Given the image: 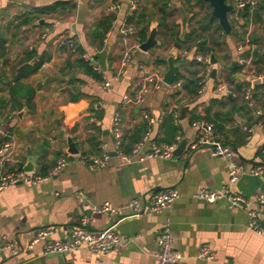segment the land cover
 Here are the masks:
<instances>
[{"label": "crops", "instance_id": "0c3cea01", "mask_svg": "<svg viewBox=\"0 0 264 264\" xmlns=\"http://www.w3.org/2000/svg\"><path fill=\"white\" fill-rule=\"evenodd\" d=\"M137 1L0 0V33L7 38L6 54L0 59V144H6L9 151L5 165L10 170H21L18 162L31 158L35 172L45 175L61 156L69 155L67 166L43 183L23 182L0 190V238L5 236L25 246L36 229L49 227L53 230V238L67 239L83 214L90 217L89 228H113L121 237V244L106 255L85 248L45 254L44 244L39 242L16 257L0 253V264H156V238L167 217L173 233V249L181 255L177 264H264V237L248 229L243 209L229 208L221 200L208 203L193 196L200 188L220 189L223 186L247 198L254 194L264 195V178L248 173L260 160L264 146V124L258 119L264 115V90H255L256 86L264 85V68L257 72V64L251 62L252 55L242 57L246 42L237 31L242 29L241 15L229 12L231 31L226 33L222 28L220 31L224 54L229 57L210 63L203 91L189 96L177 84L162 83L154 87L143 80L141 66L156 70L162 76L166 71L167 64H153L155 57L167 60L168 56L174 58L179 54L185 58L194 56L191 51L176 48L175 42L160 47L158 33L156 47L147 52L135 49L130 60L122 65L124 50L139 44L131 34L124 42L121 32ZM55 2L68 4L45 14L30 12L32 8ZM114 4L118 5L115 10L112 9ZM169 7L176 10L173 18L182 32L190 17V13L186 14L189 4L185 0H170ZM148 8L151 10L147 17V35L150 27L153 24L157 27L158 23V13ZM107 15H112L113 19L103 38L102 49H106V70L103 71L95 57L102 49L96 46L98 39L93 37L92 28ZM25 17L31 20L15 27V23ZM183 17H187L185 26L182 25ZM262 17L264 19V13ZM213 20L219 25L218 19ZM263 25L264 20L261 25L251 22L246 26L247 32H254L262 42L260 53H264ZM66 39L80 45L83 55L90 57L84 59L94 67L100 66L103 77L111 80L110 90L102 87V81L78 69L66 68L62 72L65 61L75 58ZM27 51L35 52L28 63L42 59V64L24 80L34 88L33 107L24 104L19 109L12 102L3 101L9 98L5 81L11 79L15 68L24 62ZM227 61L240 65V70L231 77L246 83L244 88L250 89L253 107L236 108L241 103L240 94L220 78L225 73L222 67ZM178 66L179 71L186 74L185 68ZM212 68H216L215 78L210 77ZM214 79H220L221 83L215 86ZM143 85L147 86V91L137 101L135 96ZM256 93L257 97H253ZM74 95L78 96L72 100ZM124 95L132 101L124 103ZM224 96L236 100L220 104ZM183 107L186 109L181 116ZM115 110L120 112L121 144L130 131L147 123L143 136H147L148 142L175 143L177 147L186 140L183 152L169 160L142 159L131 156L132 148L124 153L121 146L123 153L130 156L129 160L119 163L111 154L114 152L111 128ZM255 110L261 113L258 115ZM254 120L253 125L247 124ZM199 121L215 123L222 143L232 149V158L243 164L244 172L235 182L228 181V159L211 155L207 147L190 148L198 133ZM68 136L75 143L78 154L67 153ZM124 144L128 145L127 140ZM148 148V143L144 144L143 151ZM104 152L109 159L102 167L92 168L82 161L84 156L100 157ZM40 166L48 171L42 174ZM169 188L178 192L170 211L145 212L139 216L127 206L131 199H136L141 209L149 208L152 194ZM104 203L120 208L118 214L98 213L96 207ZM250 207L259 209L256 201H252ZM260 217L264 224V208ZM203 245L214 252L215 260L197 257Z\"/></svg>", "mask_w": 264, "mask_h": 264}, {"label": "built area", "instance_id": "2783aa9c", "mask_svg": "<svg viewBox=\"0 0 264 264\" xmlns=\"http://www.w3.org/2000/svg\"><path fill=\"white\" fill-rule=\"evenodd\" d=\"M235 5V7L241 10L246 6L254 7L260 0H227ZM135 5L132 6L131 10L136 9ZM118 8L117 4L112 6L115 10ZM251 23V22H250ZM135 30L132 26L124 25L121 29L123 34V41H128V35L133 33ZM240 33L242 29H237ZM249 41V33L244 34V42ZM65 43L67 45L71 44V41L66 39ZM135 49H138V45L135 47H127L122 54V65H124L132 57ZM241 47H238L240 50ZM84 58L90 59L87 55H83ZM194 59L207 64V73L201 80V86L198 93L202 92L205 85L204 80L209 74L210 66V55H200L194 56ZM96 69H100V66H96ZM141 73L143 75V80L147 83H151L154 87H158L162 84V75L156 70L147 68L146 66H141ZM250 74L249 76H252ZM111 80L107 77H103L102 87L105 90H110ZM180 86V83H177ZM147 91V86L143 85L141 91L135 96V100L140 101L142 99V94ZM244 100L248 106L253 107V100L251 98L250 89L247 88L243 95ZM124 103L132 101L130 97L124 95L122 98ZM256 114H260V110H255ZM176 117V115H175ZM199 130L196 135L195 140L191 143L190 148L196 149L199 147H207L213 156H220L228 159V181L229 183L235 182L240 174L244 172V166L242 163L234 160L232 149L222 143L220 133L215 129L214 124L211 122L199 121ZM244 129H247L245 126ZM112 135L114 152L119 163L122 161L129 160L130 155L123 153L121 149V119L119 110H115L112 116ZM148 143V150L143 151L144 144ZM176 148L175 143H164L147 141V136H143L137 143H135L131 149V156H138L139 158H150L159 157L164 160L172 159L174 156V150ZM9 155L6 144H0V190L16 185L18 183L29 182L32 184H41L46 181L51 176L58 173L68 164V156H61L56 163L50 168V170L45 175L37 174L35 171H23V170H10L5 165V159ZM109 159L107 153H103L100 157L95 156H84L82 161L87 162L90 167L98 168L104 166ZM248 173L255 177L264 178V146L261 147V157L260 160L253 165ZM193 196L199 200L213 203L216 201H224L229 208L243 209L247 214V227L248 229L254 231L257 234L263 235L264 237V224L261 221L260 213L264 208V195L254 194L250 198H247L241 194L232 192L228 186H223L220 189H210V188H200ZM178 198V192L174 188H169L166 190L154 192L151 196L152 205L149 208L141 209L139 202L136 199H131L127 206H130L137 215H143V213H152L158 211H170L173 202ZM256 201L258 203L259 209H253L250 207V203ZM120 208H115L109 203H104L96 207L98 213H108L111 215H117ZM90 217L83 214L78 221V224L73 227L70 231V236L67 239L53 238V230L49 227L39 228L34 231L31 239L28 243L23 246L16 240H10L5 236L0 238V253H7L12 257H16L25 249H31L36 243L43 242V252L45 254H61L68 253L77 248H85L92 252L99 253L101 255H106L111 251L112 248L121 244L120 235L113 229L107 228L104 230H93L88 227V222ZM156 242L158 245V250L154 253L156 264H177L181 255L178 251L173 249V233L170 226V220L167 217L164 221L161 232L157 235ZM197 257L206 261L215 260L214 252L207 246H200L197 252Z\"/></svg>", "mask_w": 264, "mask_h": 264}, {"label": "trees", "instance_id": "16d2710c", "mask_svg": "<svg viewBox=\"0 0 264 264\" xmlns=\"http://www.w3.org/2000/svg\"><path fill=\"white\" fill-rule=\"evenodd\" d=\"M170 0H139V4L136 9L132 10L130 14L126 17V24L128 26H132L134 28V32L131 33L132 36L136 39L138 43L143 42L147 37V17H148V7L153 8L154 11L158 13V23H157V32L160 34L161 44L164 46L165 43L175 42L180 45V50L191 51L195 56L197 54L200 55H213L216 62L219 59L229 57L227 54H224L223 43L221 41L222 35L220 31H222L221 27L218 24H215V20H210L211 9L207 3H199L197 0H185L190 9L186 11L190 13V17L187 23L185 30L181 32L180 24L176 22L174 19V14L176 13L175 9H171L169 7ZM192 2V3H190ZM68 2H55L51 5L43 6V7H35L30 10L31 13H39L45 14L49 12H53L57 10L59 7H63L67 5ZM193 6L198 7L199 9H206V12L199 16L198 11L191 8ZM264 13V0L257 3L254 7L246 6L242 9L241 19L243 23L240 25L242 27L240 37L243 38L244 34L247 32L246 26L250 22L258 23L261 25L263 23V15ZM113 19L112 15L104 16L93 28L92 35L94 38L98 39V43L96 44L98 49H102L104 47L103 38L108 30L111 28V21ZM31 20L29 17H25L24 19L15 23V27L22 26L27 24ZM218 33V34H217ZM180 36H183L184 39L180 40ZM198 41H202L200 45H197ZM6 42L7 38L0 33V59L3 58L6 54ZM68 48L71 53L75 54V58L73 60L67 59L65 61V67L62 69V72L65 71L66 68L70 70H80L84 74L92 77L94 80L102 81L103 74L101 71L96 69L92 63L88 60L84 59L83 53L84 49L76 44L72 43ZM262 42L256 38L254 32L249 34V41L244 44L246 48L244 53L242 54L243 58H249L252 55V64H257L255 70L261 71L264 68V53L258 52L261 48ZM223 53V54H222ZM192 55V56H193ZM35 56V52L27 51L24 55V62L17 68H15V73L11 77V79H7L5 81L8 86V94L9 98L5 99V103L12 102V105H16L19 109L22 105H26L29 108L33 107L32 99L34 97V88H32L29 84L25 83L24 80L28 78L31 74H34L41 66L42 59L34 63H28L30 59ZM194 56L191 58H185L179 55H174V63L185 68L186 74H182L179 72L172 84L180 83L181 89L185 91L189 96H197L198 90L201 86V80L207 73V64L199 62L194 59ZM155 65H166L167 62L165 59L155 57L152 61ZM224 74L220 77L227 85L233 90L237 91L241 96V103L236 107L237 109L247 108L246 101L243 99V95L245 92L244 87H247L246 83L235 81L234 78L231 77V74H234L240 70V65L233 66L231 61H227L224 67ZM215 81V86L220 84L219 81ZM72 83V81H69ZM255 90H264V85H258L255 87ZM254 90V91H255ZM78 95H74L71 97L72 100H75ZM253 97H257V93L254 94ZM235 98H227L226 96L222 97L220 100V104H224V101L232 103L235 102ZM173 117V113L170 114ZM200 117H195V119H199ZM264 124V115L258 118ZM214 127L219 132V129L215 123ZM147 123L142 124L138 127H135L132 131H130L125 139L122 140L121 146L123 147V151L128 152L133 147V145L138 142L144 133L147 130ZM124 140H127L128 145L125 146ZM83 155V154H82ZM39 171L42 174H45L48 169H43L42 166L39 167Z\"/></svg>", "mask_w": 264, "mask_h": 264}, {"label": "water", "instance_id": "95a60500", "mask_svg": "<svg viewBox=\"0 0 264 264\" xmlns=\"http://www.w3.org/2000/svg\"><path fill=\"white\" fill-rule=\"evenodd\" d=\"M199 3H208V5L211 8V14H210V20L213 19H218L219 21V25L221 26V28L226 32V33H230L231 31V25L228 21L227 18V14L229 12H234L236 13L238 16L241 15L242 10L240 8H237L231 4H228L226 2V0H197ZM151 9L148 8V12ZM187 20V17H183L182 18V25L185 26V22ZM264 20V19H263ZM156 31H157V27L156 24H153L150 27L149 33L146 37V39L138 44V49L142 52H147L149 50H151L152 48L156 47L159 43L158 40L156 39ZM263 31H264V25H263ZM184 37L180 36V40H183ZM202 41H198L197 45H200ZM176 48H180V45L178 43L175 44ZM95 57L98 59L99 64L101 66V69L103 71L106 70V49H102L100 51H97L95 53ZM167 68L166 71L164 72L163 76H162V82L166 85H171L174 81L175 76L180 72V67L178 65H176L174 63L173 57L172 56H168L167 57ZM210 63L214 64L216 63V60L214 58L213 55H210ZM233 66H236L237 63L236 62H232ZM216 76V68H212L211 72H210V77L211 78H215ZM230 97V95H228ZM186 107H183L180 112H181V116H183L184 111H185ZM254 123H256V120H254L252 123H247L248 125H253ZM186 144V140H182L179 145L175 148L174 150V156L178 157L181 155V153L183 152V149L185 147ZM66 145H67V153L69 154H78V149L75 145V143L73 142V140L71 139V137H67L66 139ZM112 155H115L114 152L111 153ZM18 168L23 170V171H35V166H34V162L32 161V159L30 158L27 162H18Z\"/></svg>", "mask_w": 264, "mask_h": 264}, {"label": "rangeland", "instance_id": "374dc122", "mask_svg": "<svg viewBox=\"0 0 264 264\" xmlns=\"http://www.w3.org/2000/svg\"><path fill=\"white\" fill-rule=\"evenodd\" d=\"M193 8H194L196 11H198L199 16L203 15V14L206 12V9H205V8H204V9H199V8L196 7V6H193Z\"/></svg>", "mask_w": 264, "mask_h": 264}]
</instances>
